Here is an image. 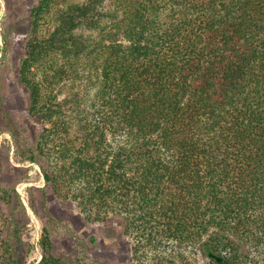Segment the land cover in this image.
Here are the masks:
<instances>
[{"label": "trees", "instance_id": "1", "mask_svg": "<svg viewBox=\"0 0 264 264\" xmlns=\"http://www.w3.org/2000/svg\"><path fill=\"white\" fill-rule=\"evenodd\" d=\"M29 14L15 77L41 130L0 115L22 161L87 221L121 219L139 264L167 244L242 264L226 251L264 243L252 225L264 212V0H37ZM77 71L93 79L91 109L57 94ZM17 181L0 182L1 215L23 209ZM28 190L34 208L43 190ZM19 230L1 223L0 264H26ZM39 246L36 264H64L46 228Z\"/></svg>", "mask_w": 264, "mask_h": 264}, {"label": "rangeland", "instance_id": "2", "mask_svg": "<svg viewBox=\"0 0 264 264\" xmlns=\"http://www.w3.org/2000/svg\"><path fill=\"white\" fill-rule=\"evenodd\" d=\"M36 1L0 0V115L2 112H8L11 120L15 118L17 123L31 124L41 130V126L33 123L27 112L28 90L20 85L15 77L18 58L25 49L26 40L32 34L29 12ZM171 11L169 10L170 14ZM35 31L38 35L46 34V27L42 24ZM73 80L70 87V84L65 85L63 82L56 87L59 98L66 97L69 91V94L78 93L80 107L91 109L96 104L93 79H88V74L83 73L78 77L77 71ZM5 127L9 128L10 125ZM10 133L6 130L0 134V182L9 183L10 186L11 180L17 178L15 190L23 209L17 200L12 205L10 215H7L9 211L2 208L6 215H1L0 212V227L7 218L13 219V222L20 226V239L26 246L19 245L17 252L23 256L26 264H36L40 259L39 239L43 228L49 232L54 255L64 264H139L137 258L133 257V239L122 234V220L89 222L72 204H65L53 196L44 185L39 167L34 163L22 161ZM15 167L25 168L26 171H18L20 175L13 178L10 171L12 168L16 169ZM30 187L43 190L44 194L40 202H35L34 208L29 203ZM33 195L35 196L34 193ZM253 217L254 231L261 235L264 233V225L261 222L264 212L258 211ZM26 248H30V252H26ZM245 253H248L247 259L243 258ZM142 255L143 264H154L152 259L156 255L173 259V264H208L197 244H183L181 247L167 244L159 249L151 247ZM226 255H237L244 260L242 264H264V243L255 245L253 241L242 240L236 251L228 249Z\"/></svg>", "mask_w": 264, "mask_h": 264}]
</instances>
